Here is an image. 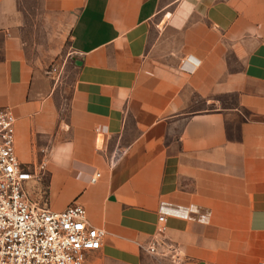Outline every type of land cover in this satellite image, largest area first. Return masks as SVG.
<instances>
[{
  "label": "crops",
  "instance_id": "1",
  "mask_svg": "<svg viewBox=\"0 0 264 264\" xmlns=\"http://www.w3.org/2000/svg\"><path fill=\"white\" fill-rule=\"evenodd\" d=\"M35 20L74 64L65 116ZM0 108L30 197L105 230L95 264H264V0H0Z\"/></svg>",
  "mask_w": 264,
  "mask_h": 264
},
{
  "label": "built area",
  "instance_id": "2",
  "mask_svg": "<svg viewBox=\"0 0 264 264\" xmlns=\"http://www.w3.org/2000/svg\"><path fill=\"white\" fill-rule=\"evenodd\" d=\"M15 121L9 108H0V264H95L105 230L88 223L81 204L54 211L30 197L26 182L36 173L17 159ZM166 215L160 210L158 235L145 248L149 254L173 250L162 238Z\"/></svg>",
  "mask_w": 264,
  "mask_h": 264
},
{
  "label": "rangeland",
  "instance_id": "3",
  "mask_svg": "<svg viewBox=\"0 0 264 264\" xmlns=\"http://www.w3.org/2000/svg\"><path fill=\"white\" fill-rule=\"evenodd\" d=\"M31 7L35 13L38 11V6ZM45 26L42 21L35 20L22 29L20 35L29 62L54 84L57 107L61 116H65L72 91L74 64L67 58L65 46L60 39L48 36Z\"/></svg>",
  "mask_w": 264,
  "mask_h": 264
}]
</instances>
